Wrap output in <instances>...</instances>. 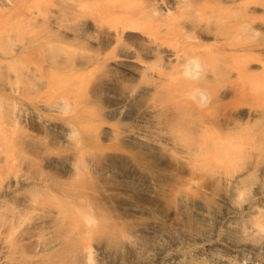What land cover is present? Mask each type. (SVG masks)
<instances>
[{"label":"bare ground","instance_id":"obj_1","mask_svg":"<svg viewBox=\"0 0 264 264\" xmlns=\"http://www.w3.org/2000/svg\"><path fill=\"white\" fill-rule=\"evenodd\" d=\"M7 12L2 264H74L81 239L88 264L94 243L101 264H121L111 258L121 252L264 264L262 203L244 209V223L234 205L208 209L264 154V4L17 0Z\"/></svg>","mask_w":264,"mask_h":264},{"label":"rangeland","instance_id":"obj_2","mask_svg":"<svg viewBox=\"0 0 264 264\" xmlns=\"http://www.w3.org/2000/svg\"><path fill=\"white\" fill-rule=\"evenodd\" d=\"M15 1H17V0H0V23H1L0 29L9 28L8 24H10V22L5 21V19H6L5 16L8 13L7 11L10 9L11 5ZM247 1L250 3V5H258L259 6L260 4H264V0H247ZM2 15H4V16H2ZM12 43H14V41ZM14 44H16V43H14ZM2 95L4 96V93ZM221 112H220L221 114L219 113L220 115L218 116L219 119L216 118V123L218 125H221L224 122V120L226 118L225 115L227 116V114H228L227 111L226 110L224 111L223 109L221 110ZM2 122L5 123V121H2ZM8 130L13 132V131L17 130V127H11V128H8ZM8 150H9L8 148H4V146H2V147L0 146V161H1L0 162V182L8 173H10L13 170V169H5V167H4L5 166V163L3 162V160L5 159L4 155L7 153ZM258 155H259V157H258ZM250 159H251V163L248 162L247 166H248V169H253V172L249 175V174H247L248 169H246L244 172L242 171V172H239L238 174H236V177H237L236 180H238L236 192L234 191V194H232V196H230L229 192H228V199L226 201H224V203H215V201H212V203H210L212 205L208 206V209L210 212L212 211L211 212L212 214H216L224 206L231 204V205H234L237 208H239L240 215L238 216L236 221L244 223L246 221L245 216H244V209L249 204H261L262 203V205L264 206V154L257 152L255 154L251 155V158H249V160ZM105 180L109 181L110 178L107 177ZM218 189H219V191L220 190L222 191L223 186H221ZM164 195H162V197H161L162 198L161 204H163V199L167 200V198H169L168 196H166L168 194H166L165 196ZM84 207L88 213L90 211V214L94 215L93 209L86 206L85 204H84ZM190 208H191V206L187 205L186 207L181 209L184 217L187 218L190 222L188 224L189 226L186 225V228H194V225L196 224L194 222V218L192 215L193 212H191L192 208L191 209ZM164 209H162V211H160L161 214L163 213ZM261 209H262V207H261ZM263 209H264V207H263ZM261 211L264 212V210H261ZM155 214H156V212H155ZM0 221H1L0 238L9 237L11 235V231L4 228V226H3V225H6V220L4 219V217L0 216ZM160 228L168 230L170 228V226L167 223H165L164 226H162ZM200 232L206 234V236L204 237L206 240L205 243L211 245V243L213 241V237L216 236L217 234H219L220 231H218V228L215 229L214 226L211 227V232H213V234H214L213 237L210 236V232H208V231H200ZM83 240L84 239L79 240L76 243L77 247H75L72 250V252L70 253L71 261H73L74 264H84V263L88 264V262L86 261L87 260V255H86L87 252L84 250ZM96 245H97V243L92 244L89 251H88L90 254L89 255V264H101V262L104 263V260H103L104 257H100V255H98V253L96 251ZM27 249H29V248H27ZM112 253H114V252H112ZM125 253L121 252L118 254H114V255H112L111 258H115L117 261L121 262V264H178L180 261L185 263V262H188V261L194 259V255H195L193 252H189V253L185 252L182 254H180V252H173L169 255H165V256L160 257L155 262L149 263V261H146V259L139 258V257L136 258L134 256H131L129 253H126V254ZM244 254H246V256H249V257L252 256L247 252H245ZM28 255H31V254H28ZM99 258L101 259V261L99 260ZM201 261L205 262L206 264H210L208 261V258H204ZM2 263H3V259H0V264H2Z\"/></svg>","mask_w":264,"mask_h":264}]
</instances>
